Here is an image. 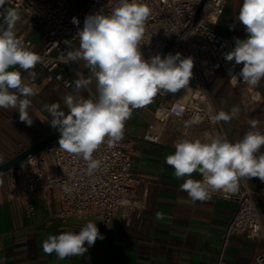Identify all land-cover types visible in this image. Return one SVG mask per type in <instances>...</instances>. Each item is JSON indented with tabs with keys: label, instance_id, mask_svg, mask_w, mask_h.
Wrapping results in <instances>:
<instances>
[{
	"label": "clouds",
	"instance_id": "clouds-1",
	"mask_svg": "<svg viewBox=\"0 0 264 264\" xmlns=\"http://www.w3.org/2000/svg\"><path fill=\"white\" fill-rule=\"evenodd\" d=\"M7 0H0V9ZM150 9L141 0H117L110 12H97L85 18L78 29V47L65 41L68 49L62 56L66 64L83 61L91 76L77 72L74 81L76 95L68 94L61 102L44 105L50 115V126L59 132L61 150L87 162L89 176L101 167L93 154L102 144L115 147L124 137L125 122L134 109L147 106L158 93H177L188 86L192 77V57L182 58L180 53L160 54L145 59L140 46ZM237 20L245 26L246 39H235L233 50L225 54L227 61L242 64L239 78L251 87L264 80V0H242ZM21 19L17 10L9 8L0 13V108L14 109L19 121L31 126L30 97L35 95L31 81L25 83L21 72L9 70L19 66L29 76L42 61L26 43L18 38L16 24ZM74 24L79 21L74 17ZM95 79L96 95L85 98L82 90H89ZM239 114L237 107L221 110L211 117L213 123L230 122ZM199 120L187 121L190 127ZM258 121L249 120L250 130L242 139L230 142L223 134L200 138L179 139L175 152L165 163L174 169L175 177L184 178L181 191L193 201L206 202L216 192L235 193L241 178H259L264 181V132ZM198 172L202 180L192 174ZM71 193L69 186L64 187ZM163 213L156 219L162 220ZM97 239H103L95 222H87L79 232L49 235L43 241L44 253H55L57 258L83 256ZM87 244V247L85 246ZM257 264L264 260L257 258Z\"/></svg>",
	"mask_w": 264,
	"mask_h": 264
},
{
	"label": "crops",
	"instance_id": "crops-1",
	"mask_svg": "<svg viewBox=\"0 0 264 264\" xmlns=\"http://www.w3.org/2000/svg\"><path fill=\"white\" fill-rule=\"evenodd\" d=\"M242 0H228L225 11L219 17L216 28L234 39H246L245 26L237 20ZM14 7L7 1L0 13ZM34 48L43 44L40 27L36 26L27 33ZM78 38L73 47H78ZM72 50V49H71ZM84 77L91 76L83 61L72 63ZM9 70L21 72L25 83L31 81L35 95L30 97L29 114L33 118L31 126L19 121L14 109L0 108V163L6 161L23 149L48 136L56 129L50 126V115L44 105L61 102L68 94L76 95L75 85L67 89L49 75L40 64L31 71L34 78L19 66ZM72 71L73 80L77 79ZM95 79L89 90H82L85 98L96 95ZM208 88L218 110L239 109V114L230 122H221L212 136L223 134L230 142L242 139L250 130L249 120H257L258 127L264 132V80L256 87L244 83L241 78L231 81L220 69L208 80ZM158 98L147 107L134 109L126 121L132 139L131 153L135 159L134 170L142 179L136 186V196L146 201V208L140 216L133 214L127 221L122 209L116 211L109 223L97 216H70L64 221L59 212V204L53 198L49 204L35 200V213L29 216L15 200L7 196V180L0 177V264H219L227 224L236 210V202L231 199L212 196L210 201L193 202L188 194L181 191L184 178H177L174 169L165 163L167 156L174 154V144L179 139L200 138L196 129L190 133L177 135L172 122L162 124L155 120L154 112ZM154 124L161 130L160 141L145 139ZM182 133V134H181ZM261 152H264L262 147ZM196 180L201 175L192 174ZM253 188H258L259 178H247ZM264 213V203L262 204ZM163 213L162 220L156 219ZM95 222L103 239H97L83 256L57 258L56 254L43 251V241L49 235L63 232H79L87 222ZM87 247V244L85 245ZM264 250L260 239L243 235H232L228 239L222 264H257V255Z\"/></svg>",
	"mask_w": 264,
	"mask_h": 264
},
{
	"label": "built area",
	"instance_id": "built-area-1",
	"mask_svg": "<svg viewBox=\"0 0 264 264\" xmlns=\"http://www.w3.org/2000/svg\"><path fill=\"white\" fill-rule=\"evenodd\" d=\"M7 1L21 17L16 24L18 38L41 56L42 61L38 64L67 89L74 84L72 71H79L72 63L63 62L62 56L71 50L65 41L73 43L77 39L78 29L83 28L87 16L97 12L107 14L117 3V0H82L80 3L77 0ZM141 2L150 9L140 46L143 57L149 59L160 54L163 58L180 53L182 58L193 59V75L186 88L174 94L158 93L154 97L159 99L155 120L160 119L162 124L172 122L177 133L198 129L203 136L212 137L221 122L213 123L211 119L219 110L210 94L208 80L222 69L232 82L238 81V73L243 67L234 60L225 59V54L234 49V39L215 26L228 0H206L196 22L195 15L202 0ZM74 17L79 21L78 25L73 23ZM36 26L40 27L43 39L38 49L27 38L28 31ZM197 118L198 123L185 126L187 121ZM58 139L0 173V177H6L9 199L17 201L32 216L35 200L49 204L54 198L64 221L70 216H97L107 224L119 209L127 221L133 214L140 216L147 204L136 196V186L142 177L134 170L133 142L126 122L124 137L115 147L102 144L93 154L94 159L101 161V167L91 176L87 174V162L61 150ZM145 139L160 141L161 130L151 124ZM66 185L72 189L70 194L64 191ZM213 195L234 200L237 204L226 227L219 264L223 263L222 257L232 235L260 239L264 245V181L259 179L258 188H253L247 178H241L235 193L220 191ZM257 258L264 260V250Z\"/></svg>",
	"mask_w": 264,
	"mask_h": 264
},
{
	"label": "water",
	"instance_id": "water-1",
	"mask_svg": "<svg viewBox=\"0 0 264 264\" xmlns=\"http://www.w3.org/2000/svg\"><path fill=\"white\" fill-rule=\"evenodd\" d=\"M205 1L206 0H202V2L200 3V6L198 7L196 15H195L194 22H196L200 18L202 11H203V8H204ZM59 135H60L59 132L56 130L53 133H50L48 136L44 137L43 139L37 141L36 143L31 145L30 147L23 149L22 151L13 155L12 157L7 159L6 161L0 163V173L4 172L8 168L12 167L17 162L23 160L29 154L34 153L37 150L43 148L44 146H46L47 144H49L50 142H52L53 140L58 138Z\"/></svg>",
	"mask_w": 264,
	"mask_h": 264
},
{
	"label": "rangeland",
	"instance_id": "rangeland-1",
	"mask_svg": "<svg viewBox=\"0 0 264 264\" xmlns=\"http://www.w3.org/2000/svg\"><path fill=\"white\" fill-rule=\"evenodd\" d=\"M78 1V3H80L82 0H77ZM159 100V99H158ZM180 133V132H179ZM179 133H177L178 135H179ZM189 132H187V134H188ZM182 134V133H181Z\"/></svg>",
	"mask_w": 264,
	"mask_h": 264
},
{
	"label": "bare ground",
	"instance_id": "bare-ground-1",
	"mask_svg": "<svg viewBox=\"0 0 264 264\" xmlns=\"http://www.w3.org/2000/svg\"><path fill=\"white\" fill-rule=\"evenodd\" d=\"M157 121H160V122H161V120H160V119H158Z\"/></svg>",
	"mask_w": 264,
	"mask_h": 264
}]
</instances>
